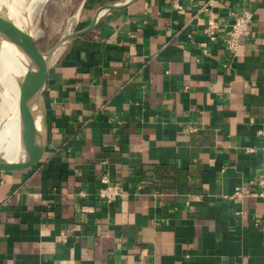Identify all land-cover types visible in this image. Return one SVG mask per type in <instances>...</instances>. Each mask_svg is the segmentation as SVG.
I'll use <instances>...</instances> for the list:
<instances>
[{
    "label": "crops",
    "instance_id": "obj_1",
    "mask_svg": "<svg viewBox=\"0 0 264 264\" xmlns=\"http://www.w3.org/2000/svg\"><path fill=\"white\" fill-rule=\"evenodd\" d=\"M123 1L81 0L70 28ZM42 106L41 158L0 172V264H264V0L105 10L51 58Z\"/></svg>",
    "mask_w": 264,
    "mask_h": 264
},
{
    "label": "water",
    "instance_id": "obj_2",
    "mask_svg": "<svg viewBox=\"0 0 264 264\" xmlns=\"http://www.w3.org/2000/svg\"><path fill=\"white\" fill-rule=\"evenodd\" d=\"M131 1L133 0L97 7L85 27L67 30L44 50L38 48L35 37L28 28H20L10 20L6 7L11 1L0 4V48L9 53L8 55L12 54L17 60L25 61V69L18 82L16 109L0 121V172L27 168L42 156L46 141L42 91L53 55L70 39L90 29L102 12L123 7ZM14 132L19 144L10 157L5 158L3 148L6 139Z\"/></svg>",
    "mask_w": 264,
    "mask_h": 264
},
{
    "label": "rangeland",
    "instance_id": "obj_3",
    "mask_svg": "<svg viewBox=\"0 0 264 264\" xmlns=\"http://www.w3.org/2000/svg\"><path fill=\"white\" fill-rule=\"evenodd\" d=\"M2 1H11L10 3L15 4L13 5L15 9H13L17 12L16 20L18 24L26 27L25 22H28L29 25L26 28L35 37L38 48L44 50L70 28L79 10L81 0ZM10 91L11 88H8L6 82L0 75V108L3 106L2 102L4 98L8 96Z\"/></svg>",
    "mask_w": 264,
    "mask_h": 264
},
{
    "label": "built area",
    "instance_id": "obj_4",
    "mask_svg": "<svg viewBox=\"0 0 264 264\" xmlns=\"http://www.w3.org/2000/svg\"><path fill=\"white\" fill-rule=\"evenodd\" d=\"M251 20V12L247 8H243L234 15L229 27L225 29L224 43L227 49L234 51L239 46L241 40L248 34V24ZM70 28H68L69 30ZM217 25L214 20L207 19L202 32L206 37V41H213L216 37ZM204 45V43H201ZM122 191L120 186L108 179L105 173L100 174L98 177V187L96 190V198L104 204L111 203L121 195ZM239 193L237 191L235 194ZM253 196L264 199V167L261 177L258 180L257 191L251 193ZM58 241H65L66 233L60 231L56 237Z\"/></svg>",
    "mask_w": 264,
    "mask_h": 264
},
{
    "label": "bare ground",
    "instance_id": "obj_5",
    "mask_svg": "<svg viewBox=\"0 0 264 264\" xmlns=\"http://www.w3.org/2000/svg\"><path fill=\"white\" fill-rule=\"evenodd\" d=\"M35 1L37 0H33V2ZM1 3L6 4V1L1 0L0 4ZM13 5L15 4L9 3L8 7H6L7 8L6 13L9 16L10 20L16 26L25 29L29 25V23L25 22L26 27H22L18 24L16 20L17 12H15L14 10L15 8L13 7ZM12 17H14V19H12ZM8 54L0 48V73H1L0 75L6 82L8 88H11L10 93L8 94V96L4 98V101L2 102L3 106L0 108V121L4 120L6 117L11 115L16 109L18 95H19L18 82L21 79L22 73L25 69V61L23 60L21 61L20 59L17 60L12 54H10L12 57ZM18 144L19 142L14 132V134H12L11 136H9V138L6 139L3 148L4 157L9 158L10 155L14 152L16 146H18Z\"/></svg>",
    "mask_w": 264,
    "mask_h": 264
}]
</instances>
